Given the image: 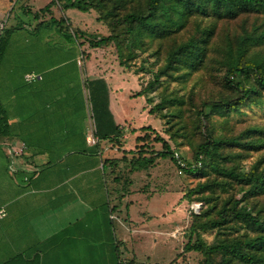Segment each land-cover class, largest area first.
I'll return each mask as SVG.
<instances>
[{"label":"trees","instance_id":"1","mask_svg":"<svg viewBox=\"0 0 264 264\" xmlns=\"http://www.w3.org/2000/svg\"><path fill=\"white\" fill-rule=\"evenodd\" d=\"M61 1L65 10L99 13L110 33L89 34L84 41L93 47L115 43L122 65L129 67L148 51L154 57L152 79L139 94L159 90L157 102L148 98L154 102L150 112L165 121L170 139L143 126L135 139L138 149L105 158L116 189L129 190L133 182L123 162L134 172L149 169L159 157L170 158L199 179L185 193L201 203V210L191 213L183 251L202 253L203 264H264V119H231L247 107L264 106V0H51L34 15L41 19ZM64 20L70 21L53 16L40 24L63 29ZM73 32L82 45L84 31ZM8 42L4 28L0 63ZM8 132L0 103V134ZM170 140L188 145L192 159L176 156ZM113 141L120 144V134ZM154 142L162 149L152 148ZM253 153L257 156L249 162Z\"/></svg>","mask_w":264,"mask_h":264},{"label":"crops","instance_id":"2","mask_svg":"<svg viewBox=\"0 0 264 264\" xmlns=\"http://www.w3.org/2000/svg\"><path fill=\"white\" fill-rule=\"evenodd\" d=\"M34 1L23 0L24 14L34 15L38 10L33 9ZM2 21L6 18L0 17ZM7 55L8 47L0 63V103L9 123L8 134H0V209H5L0 217V264L11 260L12 264L184 261L192 252L183 253L184 244L167 261V251L172 250L168 236L182 241L180 233L174 236L181 229L177 219L160 207L142 215L134 210V205L142 202L148 201L149 206V199L163 191L137 198L132 191H118L104 165L105 158L120 157L112 154L113 148L128 149L123 142L131 129L137 137L140 128L147 126H135L137 116L127 111L124 103L133 100L125 97V91L130 90L128 95L135 97V87H124L114 82L111 73L106 75L103 69L100 75L87 63L83 74L81 58L75 52L58 65L39 70L33 65L17 68L15 62L7 64ZM28 72H37L42 78L27 81ZM85 75L93 82L107 78L115 85L107 89L108 114L92 121ZM136 95L146 98L145 93ZM133 104L129 106L135 108ZM141 108L139 111H150L145 103ZM93 125L100 138L97 144L88 141ZM100 134L110 135L102 138ZM115 134H120V144L113 141ZM9 147L17 151L14 170L10 169Z\"/></svg>","mask_w":264,"mask_h":264},{"label":"rangeland","instance_id":"3","mask_svg":"<svg viewBox=\"0 0 264 264\" xmlns=\"http://www.w3.org/2000/svg\"><path fill=\"white\" fill-rule=\"evenodd\" d=\"M25 1V0H24ZM51 0H36L33 3V9H40L44 7ZM23 0H0V17L6 18L5 32L8 31V55L7 64L16 63L17 68H25L33 65L36 69L48 68L53 65H58L62 59L72 55L74 52L77 56H80L82 64L81 72L85 74L86 63L94 67L98 74L105 73L106 75L112 74L114 82L121 83L122 86L135 87L134 93L139 94V90L144 87L150 79H152V68L155 69L156 65L153 63L154 57L150 55L151 51L139 54L135 59L131 61L129 67H126L120 63L119 50L115 43H110L101 47H93L88 41H84L89 34L107 35L110 33L108 25L104 21L98 19L99 13L92 9L90 11H83L78 8H68L65 10L63 7L64 1L57 3L51 10L42 13V20L51 21L53 16L56 19L61 17H68L70 21H65L62 24L63 29H59L54 23L52 25L40 24L41 19H38L35 15L24 14L22 11ZM11 14V17L9 16ZM71 25V26H70ZM81 29L85 33L80 41L84 42L80 45L76 39L74 30ZM61 50V53L54 52L50 54L51 50ZM101 68V69H100ZM105 70L103 73L101 70ZM61 70L56 69V71ZM71 70V78L73 77V68ZM110 74V75H111ZM105 77V76H104ZM84 84L86 87V101L87 109L90 112L91 121L94 118H98L100 114H108V88L115 87L114 82H107L101 79L99 81H91L88 76H83ZM113 91V90H112ZM126 90L124 95L127 98L133 99L129 102H124L127 111L133 112L137 116V125H149L152 124L156 127V130L164 136L166 139H170V136L165 132V121L157 114L151 113L147 108L144 112L142 110V104H147L151 107L154 102L159 100V90H152L145 93V97H139L135 94V97L128 95ZM114 95L116 88L114 89ZM135 98V99H134ZM148 98H154V102ZM135 104V108L130 107L132 103ZM138 102L141 103V107H138ZM133 104V105H134ZM125 109V110H126ZM135 109V111H133ZM140 119V120H139ZM234 123H241L243 121H251L264 119V106L253 105L247 107L243 114L232 113L231 117ZM90 123V121H89ZM134 126V124H133ZM143 133V131H140ZM136 135L134 130L131 129L130 136L125 140L124 147L128 149H116L113 148L112 154L122 155L123 151L136 150ZM171 141V140H170ZM173 148L183 156L184 160L190 161L192 159V150L188 145L176 146L172 142ZM115 145V144H114ZM113 145V146H114ZM152 148L156 151L162 149V143L154 142ZM129 154V158L131 157ZM257 154L253 153L249 158V162L256 158ZM129 167V166H128ZM123 162L122 169L124 174L132 178L131 185H128L129 190L125 192H134V198L140 197V194L153 193L157 191H163L156 193L149 199L150 205L142 202L134 205V210L142 215L144 211L147 213L154 211L155 209H165L167 215L177 219V223L181 226L180 239H174L168 236V246L172 249L167 251V261L174 258L182 245L187 241V233L191 222V213H198L201 210V203L199 201H189L185 193L187 190L195 186L198 182V178L194 177L187 172H184L170 159L159 157L157 163L154 166H150L149 169L135 170L134 172H128ZM114 185V183H112ZM146 201V200H144ZM172 226H168L171 229ZM211 240L212 236H207ZM173 252V254H171ZM184 253V251H183ZM189 253V252H188ZM171 254V256H169ZM186 264H203V254L197 251H192L186 254ZM182 258L179 259L177 264H185Z\"/></svg>","mask_w":264,"mask_h":264},{"label":"built area","instance_id":"4","mask_svg":"<svg viewBox=\"0 0 264 264\" xmlns=\"http://www.w3.org/2000/svg\"><path fill=\"white\" fill-rule=\"evenodd\" d=\"M5 25H6L5 21L0 22V33L4 30ZM25 78L27 81H33V80H36L38 78H42V75L37 73V72H28L25 74ZM88 141L91 144H97L100 141V138L97 135L96 128L94 125L91 126V128H90V132L88 134ZM8 152L10 155V169L14 170L17 166V162H16L17 151L13 147H9ZM176 156L179 157L178 152H176ZM179 163L183 166H186V162L181 158H179ZM198 164L201 165V162L199 161ZM198 212H199V210H198ZM4 214H5V209L1 208L0 209V217H2ZM178 233H181V230L178 229L174 233V236H176Z\"/></svg>","mask_w":264,"mask_h":264}]
</instances>
